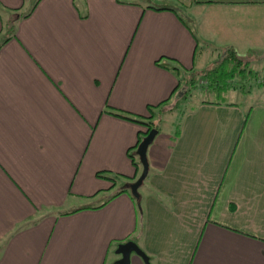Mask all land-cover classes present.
<instances>
[{
	"label": "crops",
	"instance_id": "0c3cea01",
	"mask_svg": "<svg viewBox=\"0 0 264 264\" xmlns=\"http://www.w3.org/2000/svg\"><path fill=\"white\" fill-rule=\"evenodd\" d=\"M152 1L0 0V264H264V98L168 105L199 50L264 55V0ZM114 110L170 121L138 197Z\"/></svg>",
	"mask_w": 264,
	"mask_h": 264
},
{
	"label": "trees",
	"instance_id": "16d2710c",
	"mask_svg": "<svg viewBox=\"0 0 264 264\" xmlns=\"http://www.w3.org/2000/svg\"><path fill=\"white\" fill-rule=\"evenodd\" d=\"M170 9V8H169ZM178 7H172L171 10L177 12ZM177 10V11H176ZM12 29V28H11ZM11 29H8V32L11 33ZM6 40V39H4ZM3 40V41H4ZM250 53H248L249 55ZM245 56L247 55H239L232 49H226L223 52V55L221 58L214 61V65L212 68L205 71L199 80H204L205 85L204 87V93L205 95H213L215 104H222L226 101L227 94L232 89H240L242 92H247L251 88L252 82L257 81L259 76V71L254 70L250 67L249 61L245 60ZM181 68L178 66H174L173 70L179 71ZM182 81H179L178 86L181 84ZM198 84V79L195 76H191L189 80L186 82V86H195ZM238 84V85H237ZM188 96V91H185L176 105L178 106L180 103H182L184 100H186ZM113 114L122 116L126 119L138 121L140 124L144 125L146 130L145 132H140L138 141L135 144L134 147L136 148L137 144L142 140V138L148 133V131L153 128L152 123L150 119H139L137 117L129 116L127 114H124L120 111H112ZM142 118V117H141ZM151 118V117H149ZM130 157L132 158V162L134 165H137L136 162L133 159V155L130 154ZM117 191V193L122 192ZM131 240V239H130ZM129 240H126V242Z\"/></svg>",
	"mask_w": 264,
	"mask_h": 264
},
{
	"label": "rangeland",
	"instance_id": "374dc122",
	"mask_svg": "<svg viewBox=\"0 0 264 264\" xmlns=\"http://www.w3.org/2000/svg\"><path fill=\"white\" fill-rule=\"evenodd\" d=\"M152 2L154 4L158 3L156 0L152 1ZM209 19H210V16L208 17V20ZM213 20H214V17H213ZM198 21L204 23V25H202L203 30H205L206 28L211 29V27L212 28L214 27V26H211V24H210L211 20L206 22L204 17H200L198 19ZM196 26H198V25H196ZM204 26H206V28ZM222 55H223V51H218V52L214 53L213 49L199 50V52L196 55V69H197V71L194 72L193 74H190L186 78V80H189V78H191V76L192 77L195 76L198 79V84H196L195 86H188V87L185 86V88L183 87L184 92L188 91V95H192V98H194V99L195 98L206 99L207 96L204 94V90H203L204 89L203 86L206 83L204 80H199V79L205 71H207L208 69L213 67L214 60L216 61L217 59L221 58ZM245 60L249 61L250 67L252 69H254V70L257 69V71H259V76H258L257 81L252 82L251 88H250L253 91V94L254 93H256V94L252 95L251 98H250V96L245 97L244 95H241V98L239 101L241 102L242 105H246L248 102L259 98L260 95H262L261 97L264 98V55L255 56L252 53H250L249 55L245 56ZM257 86H259V87H257ZM236 89H238V88H236ZM179 92H180V90H179ZM237 92H239V91L237 90ZM181 93H182V90H181ZM193 95H194V97H193ZM262 101H264V100L262 99ZM177 102H178V100H174L170 104H168V105H170L169 109H171V106H176ZM165 106H167V105H165ZM167 108L165 107L163 109H167ZM182 111H183V107L179 108V109H175L172 112L169 111V113H167V117H171L170 120L172 119L171 122H173L176 119L178 120L180 113ZM155 116H156L155 119H153L151 122L152 124H155V125L162 127V129L164 131L165 130L171 131L170 121H168L167 118L165 119L163 116L157 115V114H155ZM161 117L163 118V121L159 122L157 118H161ZM132 153H133V156L135 157V159L137 160V162L139 164V176H140L142 173V164L140 162V158L136 153V149H134ZM131 194H132V192H131ZM135 255L136 254L134 252H132L131 256L135 257Z\"/></svg>",
	"mask_w": 264,
	"mask_h": 264
},
{
	"label": "water",
	"instance_id": "95a60500",
	"mask_svg": "<svg viewBox=\"0 0 264 264\" xmlns=\"http://www.w3.org/2000/svg\"><path fill=\"white\" fill-rule=\"evenodd\" d=\"M156 128H151L148 133L142 138V140L137 144L136 153L140 158V162L142 164V173L137 178L135 182L130 185V190L134 197H138V188L142 184L143 180L145 179L148 173V160H147V148L152 143L154 137L157 134ZM134 252L138 256H140L144 261L148 264V257L145 253L139 248L136 242L134 241H127L121 243L117 247V253L120 254V258L116 262V264H130V255Z\"/></svg>",
	"mask_w": 264,
	"mask_h": 264
}]
</instances>
